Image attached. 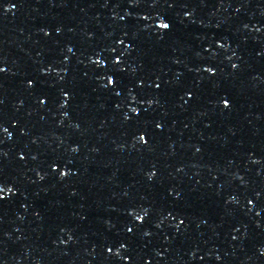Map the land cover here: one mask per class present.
Here are the masks:
<instances>
[{"label": "water", "instance_id": "water-1", "mask_svg": "<svg viewBox=\"0 0 264 264\" xmlns=\"http://www.w3.org/2000/svg\"><path fill=\"white\" fill-rule=\"evenodd\" d=\"M0 264H264V0H0Z\"/></svg>", "mask_w": 264, "mask_h": 264}, {"label": "snow or ice", "instance_id": "snow-or-ice-1", "mask_svg": "<svg viewBox=\"0 0 264 264\" xmlns=\"http://www.w3.org/2000/svg\"><path fill=\"white\" fill-rule=\"evenodd\" d=\"M167 27H168V25H167L166 23H164V24H163V28H164V29H166ZM109 83L111 84V83H112V81H111V80H109ZM225 103H226V102H225ZM140 139H141V140H144V137H143V136H141V137H140Z\"/></svg>", "mask_w": 264, "mask_h": 264}]
</instances>
